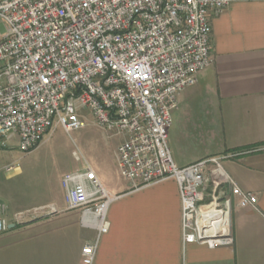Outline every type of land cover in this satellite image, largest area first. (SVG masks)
<instances>
[{
  "label": "built area",
  "instance_id": "built-area-1",
  "mask_svg": "<svg viewBox=\"0 0 264 264\" xmlns=\"http://www.w3.org/2000/svg\"><path fill=\"white\" fill-rule=\"evenodd\" d=\"M234 0H0V147L12 139L31 152L53 127L67 133L87 125L83 110L110 136H119L116 169L138 189L173 179L180 197L183 243L210 248L232 242L229 205L220 203L227 181L212 172L205 198H218L224 214L192 203L206 161L251 150L209 156L183 167L167 140L178 95L212 63L211 17ZM81 168L61 178L63 210H77L80 223L96 231L81 249L93 264L107 212L117 198L103 186L91 164L73 151ZM13 165H6L10 171ZM228 179H231L228 177ZM239 206L256 196L234 182ZM47 205L8 216L0 201V233L49 212Z\"/></svg>",
  "mask_w": 264,
  "mask_h": 264
},
{
  "label": "crops",
  "instance_id": "crops-1",
  "mask_svg": "<svg viewBox=\"0 0 264 264\" xmlns=\"http://www.w3.org/2000/svg\"><path fill=\"white\" fill-rule=\"evenodd\" d=\"M210 51L211 65L177 97L167 140L179 167L251 150L221 163L231 178L222 198L232 200V242L214 248L182 242L180 197L173 179L132 189L121 177L108 181L96 173L117 198L109 206L108 228L99 237L93 264H264V0H234L212 16ZM115 137L112 164L118 174L122 138ZM72 171L62 173L56 185L48 183L46 198L26 204L14 194L17 180L4 182L0 201L9 217L51 204L59 211L0 233V264H83L81 249L96 231L81 225L79 211L63 210L61 178ZM234 182L256 196L254 206L238 205Z\"/></svg>",
  "mask_w": 264,
  "mask_h": 264
},
{
  "label": "rangeland",
  "instance_id": "rangeland-1",
  "mask_svg": "<svg viewBox=\"0 0 264 264\" xmlns=\"http://www.w3.org/2000/svg\"><path fill=\"white\" fill-rule=\"evenodd\" d=\"M82 112L87 121L85 127L67 133L60 125H53L31 152L22 153L14 139L6 147H0V190L4 191V182L13 177V182L17 180L18 184L14 194L19 197V203L46 198L48 183L56 185L62 173L81 168L82 163L75 160L74 150L79 151L104 180L120 177L112 164L117 138L93 123L87 109ZM6 165H13V168L6 171ZM218 175L222 176V173L214 176Z\"/></svg>",
  "mask_w": 264,
  "mask_h": 264
},
{
  "label": "bare ground",
  "instance_id": "bare-ground-1",
  "mask_svg": "<svg viewBox=\"0 0 264 264\" xmlns=\"http://www.w3.org/2000/svg\"><path fill=\"white\" fill-rule=\"evenodd\" d=\"M212 172L213 175L222 173V176L218 175V180L228 182V178L224 175L223 168L219 165V162L206 161V167H203L201 171V179H198V186L193 189L192 203L197 208L209 207V215L220 216L224 214V206L211 207V205H218V198H205L203 186H208V180H212ZM232 192H234V186H232ZM222 196H224L223 188L222 192H220V203L229 205V199H223Z\"/></svg>",
  "mask_w": 264,
  "mask_h": 264
},
{
  "label": "water",
  "instance_id": "water-1",
  "mask_svg": "<svg viewBox=\"0 0 264 264\" xmlns=\"http://www.w3.org/2000/svg\"><path fill=\"white\" fill-rule=\"evenodd\" d=\"M54 213V211L53 212H49V213H46V214H43V215H41V216H45V215H49V214H53ZM41 216H39V217H41ZM38 218V217H37ZM10 227H13V225H11Z\"/></svg>",
  "mask_w": 264,
  "mask_h": 264
}]
</instances>
